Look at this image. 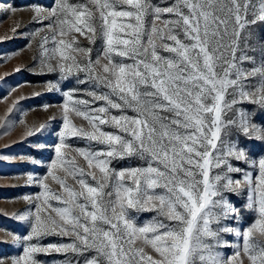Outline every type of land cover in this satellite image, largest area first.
I'll list each match as a JSON object with an SVG mask.
<instances>
[{
  "label": "snow or ice",
  "instance_id": "obj_1",
  "mask_svg": "<svg viewBox=\"0 0 264 264\" xmlns=\"http://www.w3.org/2000/svg\"><path fill=\"white\" fill-rule=\"evenodd\" d=\"M30 11L52 31L53 47L44 46L47 36L40 45L41 71L74 77L83 87L63 92L55 158L47 175L35 178L42 191L25 197L35 213L15 216L30 231L21 237L5 230L0 240L23 252L0 264H46L37 254L51 252L73 254L59 264H264V156L253 159L232 138L264 143V121L238 107L247 101L264 112V36L256 32L264 0H54ZM76 34L101 39L103 58L93 61ZM49 87L59 90V82ZM70 137L89 142L71 149V158ZM125 158L142 164L111 167ZM230 194H246L254 213L242 230L228 226L239 219ZM140 211L157 215L140 225L132 214ZM51 234L72 239L39 243ZM225 234L242 238L230 258L219 251Z\"/></svg>",
  "mask_w": 264,
  "mask_h": 264
},
{
  "label": "rangeland",
  "instance_id": "obj_2",
  "mask_svg": "<svg viewBox=\"0 0 264 264\" xmlns=\"http://www.w3.org/2000/svg\"><path fill=\"white\" fill-rule=\"evenodd\" d=\"M160 4L161 0H153ZM54 0H0V240H4L5 230L18 236H25L30 231L29 224L15 218L17 214L31 211L34 215L33 203L25 197L34 198L42 189L36 182L37 177L43 178L47 175L48 167L55 158L54 146L59 142L57 135L62 127L64 91L83 87L77 85L74 77L61 80L59 73H50L46 69L41 71L40 45L45 36L49 37L44 46L52 48V31L47 28L48 21L43 24L37 22L35 13L30 11L32 7L39 6L50 8ZM17 9L12 12L11 9ZM16 29L13 32V29ZM257 34L264 36V23L256 25ZM35 33V35H33ZM80 46L91 49L90 56L93 61L98 55L102 57L103 41L96 39L90 43L84 36L76 34ZM59 38V37H58ZM51 54V53H50ZM35 58V59H34ZM54 62V61H53ZM20 69V71H16ZM81 78L84 74L81 73ZM49 82H59V90L51 89ZM74 98H79L80 93L74 92ZM248 111L256 112V122L264 121V112L257 105L244 101L238 105ZM12 109L9 112V109ZM115 112V110H113ZM129 115L134 113L129 112ZM76 125H85L86 121L71 117ZM47 125L45 130L38 135L29 137V128ZM234 140L243 147L253 159L264 156V143L248 140L243 135L234 133ZM71 148L69 158L72 156L71 149L84 148L89 142L80 137L66 139ZM9 157L11 159H4ZM23 157L24 159H21ZM77 164L87 171V162L83 157L76 156ZM234 167L250 171L243 161L232 160ZM142 162L135 158L116 159L112 161L111 167L123 169L127 167L141 166ZM218 169H212L214 175ZM63 175V173H60ZM234 179L242 177L241 173H231ZM33 179L30 181L29 177ZM88 181L94 185L91 177ZM49 186L59 192V186L48 179ZM67 182L75 185L71 177ZM230 202L239 210V219L227 221L229 227H238L241 230L250 225L255 216L245 207L247 195L230 194ZM55 204L56 201H53ZM136 222L143 225L157 215L155 211H140L132 213ZM71 237L51 234L39 239L43 246L49 244L70 243ZM224 239L227 246L221 247L219 251L225 258H230L236 251V245H242V238L235 234H225ZM34 243L36 240L34 239ZM150 251V249H149ZM22 247L10 242L0 243V258H10L21 255ZM72 256L68 253L51 252L49 254H37V259L46 264H59L65 257Z\"/></svg>",
  "mask_w": 264,
  "mask_h": 264
}]
</instances>
